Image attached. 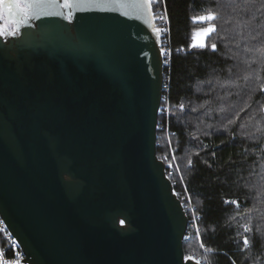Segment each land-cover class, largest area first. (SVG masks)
Returning <instances> with one entry per match:
<instances>
[{
	"label": "water",
	"instance_id": "1",
	"mask_svg": "<svg viewBox=\"0 0 264 264\" xmlns=\"http://www.w3.org/2000/svg\"><path fill=\"white\" fill-rule=\"evenodd\" d=\"M160 48L143 19L95 10L0 37V219L25 263L198 261L157 156Z\"/></svg>",
	"mask_w": 264,
	"mask_h": 264
},
{
	"label": "trees",
	"instance_id": "2",
	"mask_svg": "<svg viewBox=\"0 0 264 264\" xmlns=\"http://www.w3.org/2000/svg\"><path fill=\"white\" fill-rule=\"evenodd\" d=\"M237 5L235 11L230 5L221 6L219 0H164L154 6L157 15L167 9L168 30L161 42L169 50L164 57L157 156L188 217L185 257L201 264H264V114L258 112L264 103V92L258 90L264 69L257 60L264 41L260 27L264 10L257 11L258 5L245 6L241 0ZM208 10L220 13L215 21L218 32L207 39L208 48L189 47L192 31L207 26L194 24L191 17ZM213 42L216 52L210 49ZM244 60L257 63L245 68ZM257 72L260 80L255 79ZM245 75L252 78L245 81ZM181 103L184 111L179 109ZM245 103L249 107L240 112ZM229 119L235 123L228 125ZM233 199L239 207L225 203ZM188 205L195 207L197 231L191 226ZM245 224L250 228L247 234ZM245 235L251 247L241 251ZM6 245L0 233V249Z\"/></svg>",
	"mask_w": 264,
	"mask_h": 264
},
{
	"label": "snow or ice",
	"instance_id": "3",
	"mask_svg": "<svg viewBox=\"0 0 264 264\" xmlns=\"http://www.w3.org/2000/svg\"><path fill=\"white\" fill-rule=\"evenodd\" d=\"M221 6L227 4L233 7V11L236 10L237 0H219ZM241 3L245 6L247 5H258L256 8L257 11L264 10V0H241ZM160 4H164V0H0V37H8L15 36L19 34L20 27L26 25L28 21L33 19H38L41 15H63V18L71 22L72 10L78 11H89L95 10L100 12H119L120 15L135 18V19H143V22L149 27H151L153 33L156 36L157 42H159L160 35L162 32L167 31V29H162L156 27L154 25L155 20H161L167 23L168 14L167 9L165 8L162 14L157 15L154 10V6H158ZM202 7V6H201ZM58 9L67 10L66 13H62L60 11H56ZM248 11H251V8H247ZM221 18L219 12H214L208 10L203 12L201 15L191 17L193 23L206 24V27H200L198 29H194L191 34L192 43L189 47L193 48H208L209 45L207 43V39L211 34H215L218 32V25L215 21ZM252 19H256L253 17ZM227 22V21H226ZM261 28H264V22L260 24ZM219 39H223V37H218ZM256 37H252L255 39ZM243 39V37H241ZM237 47L239 46L240 41H237ZM255 47V46H253ZM210 49L212 52H216L217 43L213 42L210 45ZM259 55L257 56V60L260 63L261 69H264V41H261V46L258 49ZM160 55L167 56L169 55V50L165 48H160ZM232 59H239L236 56H233ZM257 60H244L242 63L245 68L251 66V64L257 63ZM167 63V61H165ZM256 71V70H253ZM229 72H231V68H229ZM251 75H245L243 79L248 81L251 79ZM256 80H260L259 72L256 73ZM239 87H243L242 85ZM258 90L260 92H264V82L259 83ZM257 89H251L252 94H255ZM233 93H228L227 95H232ZM237 95L239 93H236ZM220 99H226V97H221ZM251 99V97H249ZM249 107L247 103L245 106L240 109V112H244L245 108ZM179 109L181 111L185 110V105L183 103L179 104ZM195 111V109H193ZM221 112H224L225 109L221 108ZM240 112L236 113L238 117ZM258 112L264 114V103H260L258 107ZM228 125L234 124L235 120L229 119ZM227 127V125L225 126ZM259 131V129H258ZM195 139V137H193ZM215 156V153H213ZM167 159V157H165ZM175 159V157H173ZM189 166L192 165V160L188 161ZM171 166V165H170ZM172 173H169L171 176ZM182 179V178H181ZM176 193H174L175 195ZM225 203H230L233 205H237L239 207L238 200L233 199L231 201H225ZM121 224H124V221L121 220ZM243 231L245 234L249 233L250 228L248 224L242 225ZM242 243L244 245V249L241 251L247 250L251 247L250 239L247 235L244 236ZM205 245L202 243L201 247ZM211 251V249H209ZM7 253L0 250V264H20L19 254H16V257L13 259H7ZM186 260H191L192 257H185ZM196 264H200V261H196ZM235 264V261H233Z\"/></svg>",
	"mask_w": 264,
	"mask_h": 264
},
{
	"label": "built area",
	"instance_id": "4",
	"mask_svg": "<svg viewBox=\"0 0 264 264\" xmlns=\"http://www.w3.org/2000/svg\"><path fill=\"white\" fill-rule=\"evenodd\" d=\"M162 11H158V15L162 14ZM155 24L156 27L162 28V29H167L168 30V24L165 23L164 21L161 20H155ZM166 31L162 32L160 37H162L163 34H165ZM162 40V39H161ZM162 44V42H161ZM165 57V56H164ZM188 210L191 212L192 214V218H191V226L194 230L197 231L196 228V224H197V220L198 217L194 214L195 211V207L188 205ZM189 223V221H188ZM0 233L3 234L4 239L7 243L5 248H2L0 250H2L3 252L7 253V259H13L16 257V254H19V258H20V264H27L24 262V257L22 254V251L20 249V247L18 246L17 242L14 240V238L10 235V233L8 232V230L6 229V226L4 225V223L2 222V220L0 219ZM193 258V257H192ZM195 259V258H194Z\"/></svg>",
	"mask_w": 264,
	"mask_h": 264
},
{
	"label": "flooded vegetation",
	"instance_id": "5",
	"mask_svg": "<svg viewBox=\"0 0 264 264\" xmlns=\"http://www.w3.org/2000/svg\"><path fill=\"white\" fill-rule=\"evenodd\" d=\"M13 36L3 37V39L12 38Z\"/></svg>",
	"mask_w": 264,
	"mask_h": 264
}]
</instances>
